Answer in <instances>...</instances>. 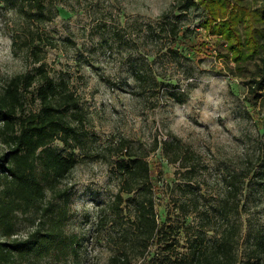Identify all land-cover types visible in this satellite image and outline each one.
Returning <instances> with one entry per match:
<instances>
[{"label": "rangeland", "instance_id": "rangeland-1", "mask_svg": "<svg viewBox=\"0 0 264 264\" xmlns=\"http://www.w3.org/2000/svg\"><path fill=\"white\" fill-rule=\"evenodd\" d=\"M225 1L228 11L217 23L245 12L241 34L264 33L259 0ZM187 3L0 0V89L43 65L55 82L66 84L82 114L66 112L73 137L52 145L79 163L54 192L47 191L54 211H68L65 231L82 246L78 258L47 257L39 264H108L115 245L106 238L119 242L130 235L129 211L113 214L108 233L95 228L103 210L115 211L109 206L117 193L112 166L124 142L128 150L162 164L161 217L166 208L180 226L175 208L184 203L191 212L190 233L203 235L206 213L216 210L234 182L238 193L223 219L212 217L211 226H240L242 260L255 253L256 239L264 241V93L259 98L249 87L261 76L264 52L237 67L228 43L209 25V12L182 11ZM36 88L24 92L29 112L40 108ZM156 143L160 149L153 152ZM173 144L182 148L177 163L163 156ZM5 150L0 141V156ZM191 198L200 202L197 209ZM44 219L37 210L19 214L17 237L26 238Z\"/></svg>", "mask_w": 264, "mask_h": 264}, {"label": "trees", "instance_id": "trees-1", "mask_svg": "<svg viewBox=\"0 0 264 264\" xmlns=\"http://www.w3.org/2000/svg\"><path fill=\"white\" fill-rule=\"evenodd\" d=\"M259 1V20L264 24V0ZM229 5L225 0H188L181 9L187 11L199 7L208 11L211 18L207 20L213 32L228 43L237 67H241L264 52V33L259 36L249 32L245 36L241 34L239 23L245 22V12L242 15L232 12L227 20L217 23L221 15L227 13ZM261 61V76L249 84L251 93L259 98L264 93V55ZM43 67L14 77L0 89V141L6 148L0 156V264H39L47 257L68 261L71 257L78 258L82 246L77 237L65 231L68 211L63 208L54 211L52 204L47 203V191L54 192L79 163L75 155L64 156L52 145L57 139L68 143L73 137L74 130L66 112L75 110L78 118L82 114L77 111L78 103L67 92L66 84L55 82ZM35 84L34 101H39L40 108L37 112H29L24 92ZM125 143L112 166L117 193L109 206L115 211L111 214L107 209L103 210L95 227L97 233H108L107 230L115 225L113 214L123 215L129 211L130 235L126 240L116 242L110 236L106 238V242L115 245L108 264H264V254H257L259 251L264 253L262 239L255 238V253L242 260L240 226L228 221L226 225L222 222L218 227L211 226L213 216L218 220L217 215L223 219L227 214L230 198L239 191L236 183L232 182L225 190L216 210L206 213L207 219H203V223L207 226L203 235L190 233L191 212L184 203L175 208L182 215L180 226L173 222L166 208L164 217L159 214L162 196L158 179L164 174L162 164L155 165L150 162L149 155L140 156L128 150ZM158 149L160 145L156 143L153 152ZM167 150L162 151L169 163L182 160L180 145L173 144ZM127 201L130 204H126ZM66 202L69 203V197ZM190 203L195 209L200 205L194 198ZM45 204L48 206L43 208ZM33 210L40 211L46 219L37 222L26 238L15 237L18 215H27ZM232 212L238 213L237 205L232 207ZM183 240H186L184 246Z\"/></svg>", "mask_w": 264, "mask_h": 264}, {"label": "built area", "instance_id": "built-area-1", "mask_svg": "<svg viewBox=\"0 0 264 264\" xmlns=\"http://www.w3.org/2000/svg\"><path fill=\"white\" fill-rule=\"evenodd\" d=\"M15 237H17V236H15Z\"/></svg>", "mask_w": 264, "mask_h": 264}]
</instances>
